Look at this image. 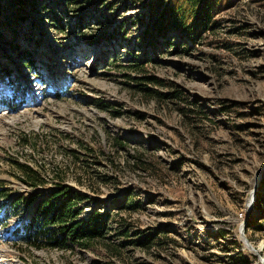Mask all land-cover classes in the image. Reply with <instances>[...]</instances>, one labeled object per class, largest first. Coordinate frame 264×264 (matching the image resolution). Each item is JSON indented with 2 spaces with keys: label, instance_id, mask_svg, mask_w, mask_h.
Here are the masks:
<instances>
[{
  "label": "rangeland",
  "instance_id": "1",
  "mask_svg": "<svg viewBox=\"0 0 264 264\" xmlns=\"http://www.w3.org/2000/svg\"><path fill=\"white\" fill-rule=\"evenodd\" d=\"M210 1L211 31L154 49L156 0L58 17L59 0H26L16 40L35 67L0 38V264H264V0ZM60 182L111 214L106 239L28 250L30 197Z\"/></svg>",
  "mask_w": 264,
  "mask_h": 264
},
{
  "label": "trees",
  "instance_id": "2",
  "mask_svg": "<svg viewBox=\"0 0 264 264\" xmlns=\"http://www.w3.org/2000/svg\"><path fill=\"white\" fill-rule=\"evenodd\" d=\"M88 1L59 0L54 10L55 15L58 13L66 15L70 8L80 9V6ZM25 3L26 0H0V38H10L7 48L15 51L17 57L32 70L35 67L34 51L24 48L16 40L19 36L18 27L25 20L22 16L25 12ZM155 4L157 10L150 15L143 34V39L154 49L160 40L170 44L171 33L178 32L183 40L195 43L201 34L212 29L215 8L210 0H156ZM41 7H44L45 11L50 9L48 6ZM96 39H92L91 42L96 43ZM4 70L3 67L2 71ZM149 80L156 83L153 78ZM104 107L108 108L109 105L106 104ZM20 173L26 184L35 189L45 188L46 182L42 174L32 167L21 166ZM90 201L89 195L60 182L55 189L46 191L43 195L37 193L30 197L32 209L29 219L23 228L16 230L17 235L28 250L90 249L94 244L106 239L111 220V214L101 212L102 208H92L85 214L84 211ZM115 204L120 211L127 206L120 200H116ZM249 227L248 224L247 228ZM126 230L121 235L128 236ZM142 243L147 245L148 239ZM21 250L23 249L19 247V251Z\"/></svg>",
  "mask_w": 264,
  "mask_h": 264
},
{
  "label": "water",
  "instance_id": "3",
  "mask_svg": "<svg viewBox=\"0 0 264 264\" xmlns=\"http://www.w3.org/2000/svg\"><path fill=\"white\" fill-rule=\"evenodd\" d=\"M260 174H258V176H259ZM258 176H257V178H258ZM255 192H256V188H255V190H253L252 191V193H251V198H250V205L252 204V202H253V199H254V194H255ZM244 227L243 228H241V230H240V234H241V238L243 239V241H244V243L253 251V252H255L254 250H253V248L249 245V243H248V241H247V239L244 237V233H243V231H244Z\"/></svg>",
  "mask_w": 264,
  "mask_h": 264
}]
</instances>
